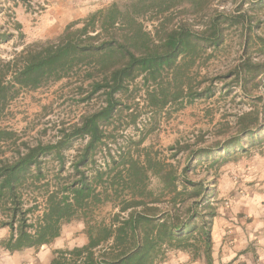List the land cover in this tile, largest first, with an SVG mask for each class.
Instances as JSON below:
<instances>
[{"label": "trees", "instance_id": "1", "mask_svg": "<svg viewBox=\"0 0 264 264\" xmlns=\"http://www.w3.org/2000/svg\"><path fill=\"white\" fill-rule=\"evenodd\" d=\"M215 2L113 3L68 24L56 39L27 45L13 58L0 59V118L23 91L65 79L81 80L79 90L87 94L81 102L104 97L99 109L62 128L56 142L17 145L13 141L14 155L0 157V225L10 230L3 242L7 250L39 249L59 238L64 225L83 220L88 243L55 251L51 264H160L168 236L201 216L207 226L208 264H214L210 245L216 213L211 205L202 207L205 189L201 182L188 183L183 179L187 169L169 163L153 145L145 146L149 134L142 132L137 140L125 137L124 144L118 139L128 126L139 130V96L156 124L168 108L180 111L198 99L213 98L218 80L230 79L229 86L236 83L244 96L253 94L249 84L264 73V60L256 62L249 53L255 23L245 9L247 0L229 12L215 9ZM148 16L158 19L153 31L142 21ZM196 19L202 21L200 28ZM14 26L23 38L22 25ZM233 27L242 39L238 63L214 75L203 73L223 51L226 32ZM13 37L9 30L0 31V42ZM263 118L264 105H254L239 115L237 137L227 141L225 148L243 136L257 134ZM14 138V132L0 127V141ZM79 138L87 142L71 163L74 172L65 175L64 153ZM170 150H175L173 158L186 150L190 159L212 153L180 144ZM102 152L101 160L97 156ZM188 185L201 200L182 215L176 204L180 188ZM106 205L113 210L109 221L98 216ZM115 253L120 255L109 258Z\"/></svg>", "mask_w": 264, "mask_h": 264}, {"label": "rangeland", "instance_id": "2", "mask_svg": "<svg viewBox=\"0 0 264 264\" xmlns=\"http://www.w3.org/2000/svg\"><path fill=\"white\" fill-rule=\"evenodd\" d=\"M128 1L130 0H0V31L9 30L14 34L8 41L0 42V59L13 58L16 52H21L27 45L56 39L68 24L84 20L91 13L113 3L122 4ZM240 1L216 0L214 8L225 12L234 11ZM245 9L249 10V16L255 23L249 53L254 61H263L264 0H247ZM142 21L148 30L152 31L159 23L154 16L143 17ZM17 22L22 25L23 38L19 37V32L14 26ZM201 23L200 19L197 20L196 27L200 28ZM226 33L223 51L217 53L203 73L214 75L238 63L242 54L240 31L233 27ZM81 83L79 78L65 79L36 91H23L0 118V127L15 133V138L8 143L0 141V157L14 155L16 146L13 141H16L17 145L54 143L58 140L62 128L78 123L83 115L99 109L104 97L81 102L87 95L82 89L79 90ZM230 83V79L226 82L216 81V93L213 98L198 99L180 111H176L174 107L168 108L166 114L157 117L156 124L150 120L152 113L144 107V100L139 96L137 101L140 102L142 112L138 121L139 130L134 125L126 129L121 128L124 130H120L123 136L118 139L119 144H124L126 138L137 140L142 132L149 134L145 146L153 145L169 163L180 169H187L183 179L188 183L201 182L205 189V203L202 207L211 205L216 213L211 224L210 254L214 241L223 239L225 242V239L228 240L237 234L245 237L251 223L252 209H256L254 212L260 213L261 216L264 207V118L257 134L241 136L239 143L225 148L227 141L237 137V117L250 111L254 105H264V73L257 80L250 82L249 87L253 94L249 97L243 95L236 83L229 86ZM256 83H259L258 87L254 86ZM88 84L85 83L84 90ZM153 125L156 126L155 130ZM152 129L154 131L150 133ZM86 142L87 138L74 140L70 149L65 151V175L74 172L71 163L81 153ZM178 144L188 145L191 149H211L212 153L207 156H193L190 159V152L186 150L173 158L175 150L170 148ZM103 155L102 152L97 157L102 160ZM180 189L182 192L176 206L182 215H186L193 202H198L201 198L193 195L192 185ZM162 207L166 208L165 205ZM112 213L111 205H106L99 211L98 216L99 219L109 221ZM2 217L0 213V219ZM85 226L83 220L63 226L62 235L66 237V248L83 244V239L88 238L84 232ZM206 228L205 222L199 216L183 230L170 234L165 244L166 256L160 264H191L196 261L208 264ZM118 255L120 254L115 253L109 258ZM186 257H190V260L187 261Z\"/></svg>", "mask_w": 264, "mask_h": 264}, {"label": "crops", "instance_id": "3", "mask_svg": "<svg viewBox=\"0 0 264 264\" xmlns=\"http://www.w3.org/2000/svg\"><path fill=\"white\" fill-rule=\"evenodd\" d=\"M252 210L251 223L248 225L249 230L245 237L237 234L229 237L228 240L225 239V242L223 239L214 241L211 253L214 264H264V207L261 216L260 213L254 212L256 209ZM9 235V228L0 225V264H51L55 251L66 248L64 244L66 237L61 234L51 244L39 249L29 248L10 252L3 246ZM87 243L88 238H85L81 246L74 247H82ZM185 259L189 261L190 257ZM191 264H204V262L196 261Z\"/></svg>", "mask_w": 264, "mask_h": 264}]
</instances>
